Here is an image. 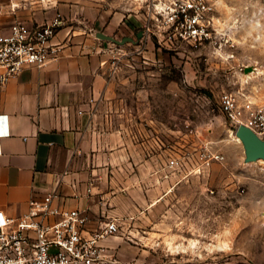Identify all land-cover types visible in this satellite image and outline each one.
Here are the masks:
<instances>
[{
    "label": "rangeland",
    "instance_id": "1",
    "mask_svg": "<svg viewBox=\"0 0 264 264\" xmlns=\"http://www.w3.org/2000/svg\"><path fill=\"white\" fill-rule=\"evenodd\" d=\"M213 1L216 48L150 39L147 49L125 43L124 55H111V112L140 114L148 136L171 145L190 172L173 178L153 207L117 221L111 251L124 262L264 264V160L245 161L218 104L223 91L264 102V0ZM202 150L222 159L206 165Z\"/></svg>",
    "mask_w": 264,
    "mask_h": 264
},
{
    "label": "crops",
    "instance_id": "2",
    "mask_svg": "<svg viewBox=\"0 0 264 264\" xmlns=\"http://www.w3.org/2000/svg\"><path fill=\"white\" fill-rule=\"evenodd\" d=\"M57 15L63 21L52 39L60 46L58 56L0 83V115L6 116L9 132L0 138V212L18 216L29 200L55 191L54 205L84 210L91 232L110 218L139 216L185 172L167 167L172 146L148 136L151 129L141 126L140 114L123 108L114 114V100H107L113 44L95 34L135 39L143 20L137 3L0 0V35L15 21L33 26ZM150 42L130 44L147 49ZM119 47L117 59L126 50ZM152 122V117L145 121ZM113 239L102 243L111 247Z\"/></svg>",
    "mask_w": 264,
    "mask_h": 264
},
{
    "label": "built area",
    "instance_id": "3",
    "mask_svg": "<svg viewBox=\"0 0 264 264\" xmlns=\"http://www.w3.org/2000/svg\"><path fill=\"white\" fill-rule=\"evenodd\" d=\"M134 1L143 16L141 40L153 39L166 47L220 45L221 18L215 14L213 0ZM62 24L59 15L33 26L15 21L7 33L0 35V83L17 76L24 68L44 66L58 56L60 46L52 39ZM112 44L110 51L114 50L111 55L115 59L117 47ZM218 104L234 128L245 125L264 139V102L223 91ZM0 131V138L9 133L5 115H0ZM199 157L206 165L222 159L220 154H208L206 150ZM166 165L172 171H181L186 168V161L170 156ZM90 190L89 184L87 192ZM56 198V192L51 191L41 199H31L27 210L18 216L0 212V264H140L122 261L111 247L102 243L117 232L116 218L100 222L89 232L84 210L60 209L54 205Z\"/></svg>",
    "mask_w": 264,
    "mask_h": 264
},
{
    "label": "water",
    "instance_id": "4",
    "mask_svg": "<svg viewBox=\"0 0 264 264\" xmlns=\"http://www.w3.org/2000/svg\"><path fill=\"white\" fill-rule=\"evenodd\" d=\"M95 36L102 40H108L116 45H123L125 43H134L139 40L142 36V31L139 30L135 39L129 36L116 39L112 36L103 34L102 32H97ZM252 70L250 67L245 68V71ZM234 134L239 138L242 143L245 161H255L258 159L264 160V139L259 138L249 127L245 125H238L234 129Z\"/></svg>",
    "mask_w": 264,
    "mask_h": 264
},
{
    "label": "bare ground",
    "instance_id": "5",
    "mask_svg": "<svg viewBox=\"0 0 264 264\" xmlns=\"http://www.w3.org/2000/svg\"><path fill=\"white\" fill-rule=\"evenodd\" d=\"M235 135V134H234ZM236 137V136H235ZM237 138V137H236ZM238 140H239V138H237ZM239 142H240V140H239Z\"/></svg>",
    "mask_w": 264,
    "mask_h": 264
},
{
    "label": "snow or ice",
    "instance_id": "6",
    "mask_svg": "<svg viewBox=\"0 0 264 264\" xmlns=\"http://www.w3.org/2000/svg\"><path fill=\"white\" fill-rule=\"evenodd\" d=\"M0 134H3L2 131H0Z\"/></svg>",
    "mask_w": 264,
    "mask_h": 264
}]
</instances>
